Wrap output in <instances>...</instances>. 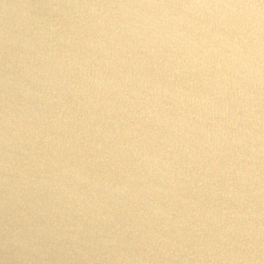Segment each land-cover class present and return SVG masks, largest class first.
Wrapping results in <instances>:
<instances>
[{
	"label": "water",
	"instance_id": "95a60500",
	"mask_svg": "<svg viewBox=\"0 0 264 264\" xmlns=\"http://www.w3.org/2000/svg\"><path fill=\"white\" fill-rule=\"evenodd\" d=\"M0 264H264V0H0Z\"/></svg>",
	"mask_w": 264,
	"mask_h": 264
}]
</instances>
